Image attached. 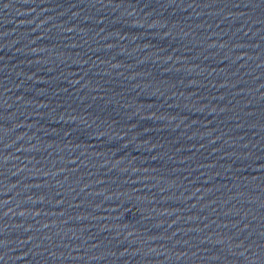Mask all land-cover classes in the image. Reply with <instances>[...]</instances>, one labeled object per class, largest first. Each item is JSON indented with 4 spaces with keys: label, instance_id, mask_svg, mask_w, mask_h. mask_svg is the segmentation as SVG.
I'll return each instance as SVG.
<instances>
[{
    "label": "water",
    "instance_id": "water-1",
    "mask_svg": "<svg viewBox=\"0 0 264 264\" xmlns=\"http://www.w3.org/2000/svg\"><path fill=\"white\" fill-rule=\"evenodd\" d=\"M0 264H264V0H0Z\"/></svg>",
    "mask_w": 264,
    "mask_h": 264
}]
</instances>
